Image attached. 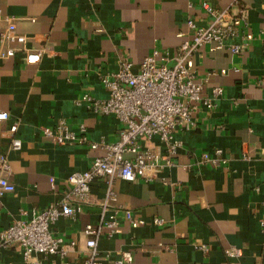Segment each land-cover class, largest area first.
I'll return each mask as SVG.
<instances>
[{
    "label": "crops",
    "instance_id": "0c3cea01",
    "mask_svg": "<svg viewBox=\"0 0 264 264\" xmlns=\"http://www.w3.org/2000/svg\"><path fill=\"white\" fill-rule=\"evenodd\" d=\"M203 1L235 12L246 8L233 40L244 49L231 53L207 43L191 59L204 83L202 94L211 96L215 85L224 92L212 109L200 107L194 128L176 133L182 141L177 165L162 174L177 185L117 177L116 199L105 205L108 183L96 179L92 201L77 217L61 216L52 227L65 243L75 244L65 255L35 254L42 264H85L86 224L112 219L120 223L117 231L102 235L97 245L104 264L125 249L133 252L129 264H264V0H0L6 13L19 18L27 46L45 48L37 63H28L22 52L0 56V109L9 113L0 120V153H8L16 185L1 198L0 230L61 201L70 189L69 175L89 168L104 152L89 143H56L42 127L65 118L76 131L83 124L90 141L116 140L118 117L94 114L83 95L105 98L102 76L125 58L137 68L155 48L169 52L166 64L173 66L188 37V15L208 23ZM13 136L21 138L20 149L11 147ZM147 144L164 151L157 138ZM215 147L224 149L227 163L201 162L202 152ZM230 246L241 255L228 256ZM0 264L27 263L20 251L0 246Z\"/></svg>",
    "mask_w": 264,
    "mask_h": 264
},
{
    "label": "built area",
    "instance_id": "2783aa9c",
    "mask_svg": "<svg viewBox=\"0 0 264 264\" xmlns=\"http://www.w3.org/2000/svg\"><path fill=\"white\" fill-rule=\"evenodd\" d=\"M202 7L209 15L208 23H198L193 15L187 18L188 37L179 45L174 65L168 66L166 61L172 57L169 52L155 48L136 68L134 62L125 58L119 68L102 76V82L108 91L105 98H98L89 93L83 95L94 114H114L121 122L118 137L114 141H90L85 134V126L80 125L76 131L69 126L65 118H60L54 126H44V135L56 143L86 144L92 148L103 149L89 168L72 172L68 177L70 189L61 201L50 203L35 211L29 219L15 220L0 230V246L13 247L21 252L27 264H42L35 258L37 253H60L65 255L68 245L64 239L56 236L52 227L61 216L77 217L83 206L92 201V183L96 179H104L108 190L104 204L116 199L113 180L117 177L126 181L138 179L154 181L161 179L171 186L177 185L169 175L162 174L177 165L176 156L182 141L176 139L178 131H185L196 126L198 111L201 106L208 110L215 106V99L223 92L222 85H215L211 96L202 94L204 83L197 79L191 67V59L201 47L213 43L219 48L226 47L231 53H239L244 44L233 41L240 35V25L246 21V8L238 12L230 8H218L208 1ZM0 19L5 26L0 29V56L8 58L22 52L28 63L40 61L44 47L27 46L28 36L18 29V17L6 13L0 7ZM233 41L229 43V41ZM9 117L8 111L0 109V120ZM19 121L14 122L9 131L13 134L18 130ZM157 138L164 146V151L154 149L147 141ZM11 147L20 149L22 140L12 137ZM201 162L213 164L227 163L224 149L215 147L201 154ZM188 164L182 168L187 169ZM11 160L8 153H0V209L1 198L15 191L16 185L10 179ZM126 218L131 219L130 210L125 211ZM161 224L163 219L156 218ZM117 219L88 223L84 233L87 255L85 264H104L106 257L100 255L98 240L102 235H113L118 227ZM264 225V221H263ZM204 250L206 244H201ZM228 256L241 255V249L230 246L225 249ZM133 260V252L122 250L119 257L111 264H129Z\"/></svg>",
    "mask_w": 264,
    "mask_h": 264
}]
</instances>
